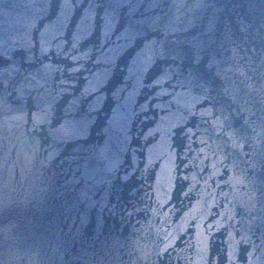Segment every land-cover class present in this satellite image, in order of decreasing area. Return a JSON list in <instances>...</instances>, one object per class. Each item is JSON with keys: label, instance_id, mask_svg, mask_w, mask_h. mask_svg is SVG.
<instances>
[{"label": "water", "instance_id": "obj_1", "mask_svg": "<svg viewBox=\"0 0 264 264\" xmlns=\"http://www.w3.org/2000/svg\"><path fill=\"white\" fill-rule=\"evenodd\" d=\"M0 264H264V0H0Z\"/></svg>", "mask_w": 264, "mask_h": 264}]
</instances>
